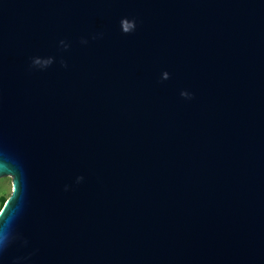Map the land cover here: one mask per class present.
<instances>
[{
	"label": "water",
	"instance_id": "95a60500",
	"mask_svg": "<svg viewBox=\"0 0 264 264\" xmlns=\"http://www.w3.org/2000/svg\"><path fill=\"white\" fill-rule=\"evenodd\" d=\"M2 177L0 264H264V0H0Z\"/></svg>",
	"mask_w": 264,
	"mask_h": 264
},
{
	"label": "rangeland",
	"instance_id": "374dc122",
	"mask_svg": "<svg viewBox=\"0 0 264 264\" xmlns=\"http://www.w3.org/2000/svg\"><path fill=\"white\" fill-rule=\"evenodd\" d=\"M12 189H13V186H12L11 177L0 178V204H1L2 198H7L6 202L8 201L9 196L12 192Z\"/></svg>",
	"mask_w": 264,
	"mask_h": 264
},
{
	"label": "trees",
	"instance_id": "16d2710c",
	"mask_svg": "<svg viewBox=\"0 0 264 264\" xmlns=\"http://www.w3.org/2000/svg\"><path fill=\"white\" fill-rule=\"evenodd\" d=\"M7 198H2L1 199V204H0V212L1 210L3 209L4 205H5V202H6Z\"/></svg>",
	"mask_w": 264,
	"mask_h": 264
},
{
	"label": "snow or ice",
	"instance_id": "6c2138e0",
	"mask_svg": "<svg viewBox=\"0 0 264 264\" xmlns=\"http://www.w3.org/2000/svg\"><path fill=\"white\" fill-rule=\"evenodd\" d=\"M125 27L127 28L128 26L126 25Z\"/></svg>",
	"mask_w": 264,
	"mask_h": 264
}]
</instances>
